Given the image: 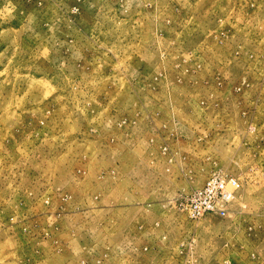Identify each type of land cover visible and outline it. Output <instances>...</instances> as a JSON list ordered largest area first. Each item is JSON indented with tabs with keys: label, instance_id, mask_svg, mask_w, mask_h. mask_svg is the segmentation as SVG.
I'll list each match as a JSON object with an SVG mask.
<instances>
[{
	"label": "rangeland",
	"instance_id": "374dc122",
	"mask_svg": "<svg viewBox=\"0 0 264 264\" xmlns=\"http://www.w3.org/2000/svg\"><path fill=\"white\" fill-rule=\"evenodd\" d=\"M0 264H264V0H0Z\"/></svg>",
	"mask_w": 264,
	"mask_h": 264
},
{
	"label": "built area",
	"instance_id": "2783aa9c",
	"mask_svg": "<svg viewBox=\"0 0 264 264\" xmlns=\"http://www.w3.org/2000/svg\"><path fill=\"white\" fill-rule=\"evenodd\" d=\"M237 186L236 178L225 173L213 174L201 188L186 196L184 209L194 220L209 214L225 216L231 189Z\"/></svg>",
	"mask_w": 264,
	"mask_h": 264
}]
</instances>
